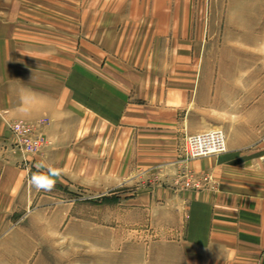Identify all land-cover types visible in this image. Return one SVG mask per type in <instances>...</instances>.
<instances>
[{
	"label": "crops",
	"instance_id": "obj_1",
	"mask_svg": "<svg viewBox=\"0 0 264 264\" xmlns=\"http://www.w3.org/2000/svg\"><path fill=\"white\" fill-rule=\"evenodd\" d=\"M129 1L131 19L144 20L115 34L87 35L84 62H78L60 36L24 24L45 18V12L59 13L60 0H0V108L6 110L0 114V216L20 213L14 200L27 174L17 164L20 156L7 147L12 135L6 121L49 116L59 132L69 128L77 135L96 120L115 129L112 147L129 172L153 169V189L141 190L130 202L135 211L153 212V231L163 238L153 244L156 249L183 245L188 264H264V131L257 141L233 134L223 154L190 162L195 172L212 177L213 187L172 186L184 137L207 127L210 99L201 98L204 91L198 86V93L189 64L158 61L155 46L165 34L147 27L153 0L138 6ZM112 2L105 8L114 7ZM167 42L163 38V51ZM106 51L104 65L94 61ZM8 229L0 222V230Z\"/></svg>",
	"mask_w": 264,
	"mask_h": 264
},
{
	"label": "rangeland",
	"instance_id": "obj_2",
	"mask_svg": "<svg viewBox=\"0 0 264 264\" xmlns=\"http://www.w3.org/2000/svg\"><path fill=\"white\" fill-rule=\"evenodd\" d=\"M109 1L60 0L59 13L45 12V18L31 17L24 24L31 30L57 34L74 49L78 62H84L87 35L115 34L130 22L144 20L131 19L129 0H113L114 7L107 9ZM150 9L153 16L147 27L157 36L165 34L155 46L158 61L189 64L198 93L201 87V98L210 99L205 106L207 127L196 133L221 129L226 141L233 134L257 141L264 131V0H153ZM38 11L34 8L33 14ZM163 38L169 41L166 51ZM107 52L104 57L95 54L94 61L107 62ZM5 113L0 108L1 116ZM19 121H41L43 140L37 150L30 152L18 145L13 125ZM6 123L12 135L7 147L20 156L17 164L27 174L21 198L14 200L20 213L0 216V222L9 226L0 230V264H188L183 262L187 252L183 245L173 244L171 250L153 246L163 239L153 231V212L135 211L130 202L141 190L153 189V169L129 172L119 162L118 151L112 147L117 142L115 129L95 120L93 128L83 124L77 135L70 134L69 128L59 132L49 116ZM188 135L175 162L172 186L213 187L209 174L190 167L194 159L189 169L198 180L209 176L206 184L186 187L179 178ZM49 184L50 189L44 187ZM164 252L172 257H163L160 253Z\"/></svg>",
	"mask_w": 264,
	"mask_h": 264
},
{
	"label": "built area",
	"instance_id": "obj_3",
	"mask_svg": "<svg viewBox=\"0 0 264 264\" xmlns=\"http://www.w3.org/2000/svg\"><path fill=\"white\" fill-rule=\"evenodd\" d=\"M40 122L24 123L23 121L15 122L13 130L17 134L19 146L24 150L34 151L42 145L43 140L39 132ZM227 150L226 135L221 129H213L206 132H200L188 135L185 139L182 153L181 166L179 167V178L185 183L186 187L201 188L209 180V176H204L199 180L196 175L189 169L188 163L192 159L218 155Z\"/></svg>",
	"mask_w": 264,
	"mask_h": 264
},
{
	"label": "clouds",
	"instance_id": "obj_4",
	"mask_svg": "<svg viewBox=\"0 0 264 264\" xmlns=\"http://www.w3.org/2000/svg\"><path fill=\"white\" fill-rule=\"evenodd\" d=\"M33 183L36 184V182H35L34 179H33ZM36 187H41V186H40L39 184H36ZM44 187L50 189V188L52 187V184L46 185V186H44Z\"/></svg>",
	"mask_w": 264,
	"mask_h": 264
}]
</instances>
